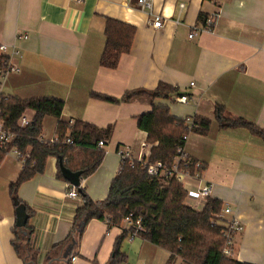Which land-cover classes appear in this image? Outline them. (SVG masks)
<instances>
[{
  "label": "crops",
  "instance_id": "0c3cea01",
  "mask_svg": "<svg viewBox=\"0 0 264 264\" xmlns=\"http://www.w3.org/2000/svg\"><path fill=\"white\" fill-rule=\"evenodd\" d=\"M183 3L180 7L179 4ZM153 12L162 16L152 26L148 12L134 0H0V45L17 53L3 86L6 95L21 98L53 96L63 100L61 119H82L99 127L113 124L96 170L81 178L80 187L94 201L107 196L120 168L118 147L137 156L146 132L136 117L153 103L169 106L174 116L194 122L213 119L216 104L228 115L241 116L264 129V0H153ZM218 17L210 31L201 30L210 13ZM113 17L135 26L129 52L115 68L100 65L104 49V24ZM201 17V18H200ZM195 31L191 38L188 34ZM26 34V38H18ZM159 81L189 95L187 103L147 95L111 103L94 98L91 91L119 98L126 90L153 89ZM193 83V85H190ZM32 116L31 110L24 112ZM57 119L46 116L41 136L54 137ZM186 151L204 163L203 181L211 184L210 197L229 206L243 225L232 234L231 256L251 264H264V143L243 127L218 128L207 133L188 132ZM14 154L6 152L0 163V264H25L14 249L12 228L15 206L8 191L21 170ZM56 157L46 159L44 171L23 182L17 195L32 210L29 245L36 264H106L121 227L91 219L79 240L61 243L70 231L78 195L66 197L68 182L57 176ZM199 183L185 180V203L201 209ZM199 202L197 207L194 202ZM120 251L126 262L166 264L168 252L149 240L124 238ZM71 255L75 260L70 262Z\"/></svg>",
  "mask_w": 264,
  "mask_h": 264
},
{
  "label": "trees",
  "instance_id": "16d2710c",
  "mask_svg": "<svg viewBox=\"0 0 264 264\" xmlns=\"http://www.w3.org/2000/svg\"><path fill=\"white\" fill-rule=\"evenodd\" d=\"M201 18V17H200ZM204 21V17H202ZM135 26L113 17H106L104 24L105 44L99 63L108 68H115L122 53L129 52ZM8 63V55L0 53V73ZM172 94L180 95L177 87L159 81L151 89L126 90L119 98L91 91L94 98L111 102H127L132 97L147 95L151 98H167ZM1 102V114L5 127L15 134L7 149L16 147L23 155L28 154L16 179L9 183L8 191L12 199L23 203L28 219L23 227L12 228L14 238L11 243L16 252L24 258L25 264H36L29 245L33 232L28 224L32 216L31 208L17 195L18 187L36 174L42 173L46 159L54 156L72 171H81V178L93 173L99 166L104 150L97 147L99 140H110L113 124L99 127L82 119H61L63 100L53 96L21 98L4 94ZM26 110L33 112L30 121L20 126L19 118ZM46 116L57 119L55 135L58 142L49 144L40 141L43 120ZM138 128L146 132L145 142L149 145V160L171 163L176 155L177 146L189 131L207 133L210 124L215 122L218 128L243 127L264 143V129L241 116L228 115L223 105L216 104L213 119L195 117L194 125L189 129L185 117L174 116L169 106L153 103L149 111L137 117ZM70 138L71 143L64 140ZM0 149V163L6 153ZM186 149V148H185ZM188 153V152H187ZM189 154V153H188ZM199 162L198 171L202 176L205 169ZM190 172L194 168L190 167ZM57 176L65 180L57 168ZM82 203L73 214L71 228L66 238L79 240L91 219L105 220L109 227H121L125 216L141 217V229L124 230L116 238L112 253L106 264L126 262V255L120 251V245L128 233H134L162 247L168 252L166 264H251L234 259L231 244L225 234V221L217 217L222 207L219 199L207 197L201 209L185 203L187 190L180 180L170 178L161 181L151 176L137 163L131 166L128 160L120 163L116 176L111 180L107 196L98 201L92 200L84 189L76 188ZM229 250L227 254L225 251Z\"/></svg>",
  "mask_w": 264,
  "mask_h": 264
},
{
  "label": "built area",
  "instance_id": "2783aa9c",
  "mask_svg": "<svg viewBox=\"0 0 264 264\" xmlns=\"http://www.w3.org/2000/svg\"><path fill=\"white\" fill-rule=\"evenodd\" d=\"M79 1V0H74ZM130 1V0H127ZM135 4L148 12L149 16L152 18V26L153 27H160L162 25V16L153 12V0H134ZM180 7L183 6V3L179 4ZM218 17V13H210L204 18L201 30L210 31L212 26L214 25L216 19ZM195 31H191L188 34V37L191 38L195 35ZM18 38H26V34H20ZM0 53L8 55V63L6 67L1 71L0 73V149H7V146L12 143V141L15 138V134L10 131L7 127H5L4 118L1 114V102L4 98V92H3V86L4 83L8 77V75L11 72L18 71V67L14 65L11 62V57L13 54L17 53L14 46L11 48L7 47V45L1 44L0 45ZM190 85H193V83H190ZM191 100L189 95L187 94H180L175 96V101L178 103H187ZM30 117L25 116V114H22V116L19 118L18 123L20 126H25L29 123ZM188 122V121H187ZM194 125L192 121L188 122L189 129ZM40 141L43 143H49L53 144L58 142V139L56 136L46 139L42 136H40ZM188 139V133L185 134L182 138V144L177 146L176 149V155L173 158V161L171 163H165L160 160L156 161H150L149 160V145L144 141L141 143V150L139 151L137 156H132L128 148H121L118 147L116 149V153L120 158V163L128 160L129 164L131 166L134 165V163H137L141 168L145 169L148 174H150L153 177H156L157 179L161 181H166L170 178H174L176 180H180L182 182L183 187L185 188V180L186 179H194L196 180L199 185L197 186L195 190V195L197 198L200 199H206L207 197H210L211 193V184L203 181V178L201 174L198 171L199 168V162H195L193 158L187 153L186 151V142ZM66 143H71L70 138H66L64 140ZM105 142L103 140H99L97 143V147L101 150H104ZM6 152H11L15 155V157L20 162L21 166L24 165L25 159L28 154L25 153L23 155L20 151L17 150L16 147H11L6 150ZM190 167H193V172H190ZM186 189V188H185ZM66 197L69 198H75L78 196L76 187L68 184L67 191L65 194ZM231 208L229 206H222L220 211L216 214L219 219L224 220L225 222V234L228 238V243H231L232 241V234L233 233H240L243 230V225L236 217L235 215H231L229 218H226V215H229L231 213ZM122 229L124 230H138L141 229V217H133L131 215L125 216L122 219L121 222ZM136 235L134 233L129 232L127 235V238L131 239L135 237ZM227 254L229 253V250L225 251ZM75 260V256L71 255L69 258V261L72 262Z\"/></svg>",
  "mask_w": 264,
  "mask_h": 264
},
{
  "label": "water",
  "instance_id": "95a60500",
  "mask_svg": "<svg viewBox=\"0 0 264 264\" xmlns=\"http://www.w3.org/2000/svg\"><path fill=\"white\" fill-rule=\"evenodd\" d=\"M58 166L63 178L72 186L79 187L81 182V171H72L67 168L61 161L58 160ZM13 204L15 206V225L17 227H23L28 219V214L26 212L25 206L23 203H19L17 199H13Z\"/></svg>",
  "mask_w": 264,
  "mask_h": 264
},
{
  "label": "rangeland",
  "instance_id": "374dc122",
  "mask_svg": "<svg viewBox=\"0 0 264 264\" xmlns=\"http://www.w3.org/2000/svg\"><path fill=\"white\" fill-rule=\"evenodd\" d=\"M200 200H201V199H200ZM192 202H193L194 204H196V205L198 204L197 207H199V205H200V204H199V202H200L199 200H198L197 202H194V201H192Z\"/></svg>",
  "mask_w": 264,
  "mask_h": 264
}]
</instances>
